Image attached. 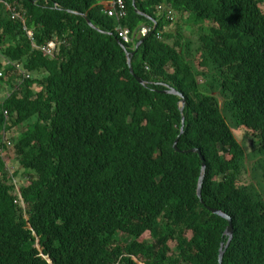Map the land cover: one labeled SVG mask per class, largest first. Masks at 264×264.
I'll use <instances>...</instances> for the list:
<instances>
[{"label": "trees", "instance_id": "obj_1", "mask_svg": "<svg viewBox=\"0 0 264 264\" xmlns=\"http://www.w3.org/2000/svg\"><path fill=\"white\" fill-rule=\"evenodd\" d=\"M124 2L118 22L96 0H0V264H218L227 223L200 201L231 220L222 264H264V0ZM176 138L206 166L200 200Z\"/></svg>", "mask_w": 264, "mask_h": 264}, {"label": "built area", "instance_id": "obj_2", "mask_svg": "<svg viewBox=\"0 0 264 264\" xmlns=\"http://www.w3.org/2000/svg\"><path fill=\"white\" fill-rule=\"evenodd\" d=\"M110 4H111L110 8L105 11V14L110 18H114L118 22L123 20L126 17V7H125L124 0H111ZM11 17L15 18V17H19V15L17 13H13ZM150 30L151 28L142 27L140 29V35L144 36ZM116 33L122 42L128 43L130 41V31L127 28L118 27L116 29ZM27 34L29 37H31L32 32L30 30H27ZM57 48H58V41L49 40L45 44L40 45L37 49L48 56H53L57 52ZM4 62L7 65L10 64L8 60H4ZM12 64L15 65L16 69L20 70L21 75H23L26 78L30 76V73L27 72L23 68L22 63L13 62ZM0 76H1V73H0ZM17 82L18 80L15 83ZM14 88L16 87H13V86L11 88H8L7 86L5 87L4 97L0 98V105H2L4 101L11 95V93L14 91ZM2 111H3V116H4V124H3V129L1 132V142H0V153L1 154L4 152L6 147L11 146V142H12L10 138V134L8 133L7 128H6V123L9 120V114H8L7 109L5 108H3Z\"/></svg>", "mask_w": 264, "mask_h": 264}, {"label": "water", "instance_id": "obj_3", "mask_svg": "<svg viewBox=\"0 0 264 264\" xmlns=\"http://www.w3.org/2000/svg\"><path fill=\"white\" fill-rule=\"evenodd\" d=\"M135 11L138 13V10L135 9ZM88 23L89 21L86 20ZM90 24V23H89ZM138 45H136L137 47ZM130 58H129V55L127 54V64H128V68H129V72L131 75H134L133 74V71H132V68H131V64H130ZM135 79L137 80L138 83L140 84H143L142 80L139 79L138 77H135ZM165 93H168V94H172V95H176V96H179L181 98V101L180 103L178 104V107H179V110L180 112L182 111L183 109V106H184V98L182 97V95L178 92H176L174 89H170V88H167ZM182 120V124L184 122V119L183 117L181 118ZM182 132V129L180 130V133ZM172 148L174 151L176 152H182V153H189V154H196L200 161H201V169H200V177H199V180H198V183H197V189H196V196L197 198L200 200V197H201V188H202V182H203V178H204V175H205V164L203 162V159L202 157L200 156V153L198 150H185V151H180L178 148H177V138L174 140L173 142V145H172ZM200 204L205 208V210L207 212H209L211 215H214V216H218L220 217L221 219H223L224 221H226L227 223V227L224 231V236L228 238L227 240V243L225 244V246L223 247V245L221 244L220 245V250H219V254H218V264H222V257H223V253H224V250L227 248L228 244L230 243L231 239H232V235H233V230H232V226H231V220L228 216H226L225 214L217 211V210H212L208 207H205L202 203V201H200Z\"/></svg>", "mask_w": 264, "mask_h": 264}, {"label": "rangeland", "instance_id": "obj_4", "mask_svg": "<svg viewBox=\"0 0 264 264\" xmlns=\"http://www.w3.org/2000/svg\"><path fill=\"white\" fill-rule=\"evenodd\" d=\"M262 8L264 10V6H262ZM167 16H168V18H170L169 15H167ZM175 21H176V18L173 17V20L171 21L173 24H171L170 28L165 30L166 32H170V33H175L176 32L177 25L174 24ZM199 83H201L200 80H199ZM14 131L16 133L18 131V128H14ZM233 135H234L236 141L239 144H241V145H243L245 147L246 153L249 154L251 152V140H252L251 133H248L247 131H245L243 129H239V130L233 131ZM6 159H7L8 164L10 166H14L15 168L18 167L17 163L12 161L13 160V152L7 153L6 154ZM254 163H256V161H253V160H247L246 161L245 166H246V170H247L248 173H245L244 175H242V177H241L242 178V185H250V184H254L255 182L258 181L257 180L258 179L257 176H253V174H252L253 164ZM20 174L18 175V178H15V181H14L15 185H19L20 183H22L23 178L20 176ZM257 175L260 176L261 173H258ZM19 176H20V178H19ZM261 183L264 185L263 182H261ZM139 240L140 241L141 240L150 241L148 233L143 234ZM174 245H175L174 242H169L168 243V246H169L170 249H172L174 247ZM169 254H170V252H169Z\"/></svg>", "mask_w": 264, "mask_h": 264}, {"label": "crops", "instance_id": "obj_5", "mask_svg": "<svg viewBox=\"0 0 264 264\" xmlns=\"http://www.w3.org/2000/svg\"><path fill=\"white\" fill-rule=\"evenodd\" d=\"M98 5L102 6V10L105 11L110 6V0H96Z\"/></svg>", "mask_w": 264, "mask_h": 264}]
</instances>
